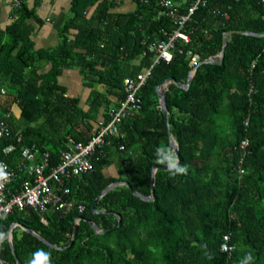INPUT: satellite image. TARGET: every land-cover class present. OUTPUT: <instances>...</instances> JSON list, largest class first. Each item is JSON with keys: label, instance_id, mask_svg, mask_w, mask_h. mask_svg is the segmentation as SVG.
Masks as SVG:
<instances>
[{"label": "trees", "instance_id": "1", "mask_svg": "<svg viewBox=\"0 0 264 264\" xmlns=\"http://www.w3.org/2000/svg\"><path fill=\"white\" fill-rule=\"evenodd\" d=\"M26 1L20 0L10 25L3 28L0 21V115L13 133L0 138V153L8 143L18 146L14 154L2 155L17 172L8 185L13 193L27 178V172L17 169L21 145L48 151L53 166L68 136L91 140L100 108L125 96V77L147 69L155 57L149 45L168 40L176 28L157 0H137V9L128 14L111 13L113 3L102 0L94 16L82 21L86 5L76 0L75 17L61 29L58 45L36 48L28 23L33 10ZM195 1L173 0L183 13ZM70 29L77 32L73 38ZM186 31L191 41L177 40L171 62L155 66L139 93L141 109L120 124L123 134L98 145L91 157L94 169L64 176L68 194L53 183L74 208L64 212L50 205L41 214L14 207L0 217V239L19 223L62 249L16 226L12 244L0 241V264H31L41 251L48 254L46 264H264V0H206ZM227 31L223 62L202 64L189 89L168 85L169 126L157 85L170 77L187 83L192 55L218 54ZM68 68H80L91 88L88 108L59 81ZM16 104L22 108L17 120L10 110ZM170 131L179 144V166L187 172L158 168L152 200L137 196L126 184L117 185L96 204V210L106 211L96 212L97 198L115 182L127 181L137 192L152 194L154 166L167 165L169 154L176 156ZM112 165L117 172L109 175ZM89 220L112 231L99 234ZM227 235L234 247L223 250Z\"/></svg>", "mask_w": 264, "mask_h": 264}, {"label": "built area", "instance_id": "2", "mask_svg": "<svg viewBox=\"0 0 264 264\" xmlns=\"http://www.w3.org/2000/svg\"><path fill=\"white\" fill-rule=\"evenodd\" d=\"M157 2L163 8L162 12L173 19L176 28L167 41L151 44L150 51L157 56L152 61L149 69L144 73L138 74L137 77L125 79L126 98L122 102L119 111L113 113V118L108 125L102 126L99 132L94 134L88 142L77 141L69 136L68 147L62 150L59 163L53 166L50 164L51 155L48 151L42 152L35 145L23 146L19 153L20 160L17 169L21 172H27V178L22 182L20 189L14 193L10 192L8 185L14 181L17 172L15 168L10 167L5 157L2 158V155L9 156L14 154L18 150V146L15 142H11L2 148L0 153V173H3V176H0V217L12 212L14 207H18L21 210L31 207L41 214L47 211L50 205L62 209L64 212H68L74 208L73 202L64 199L62 194L53 188V183L59 185V191L68 194L70 190L64 187V176L80 175L91 172L94 169L91 157L94 155L96 148L105 142V137L108 134L118 132L116 123L122 117L131 113V108H140L141 100L138 95L141 88L146 84L148 78L152 75L153 69L160 60H171V48L174 47L175 42L180 39L186 42L191 40L190 34L186 31V25L191 20L192 14L199 9L201 3L205 4L206 0H196L193 2L189 7L188 13L181 12L179 6L173 0H157ZM19 4L20 0H15V5L18 6ZM200 61L199 55L192 57L191 64L194 69L199 65ZM2 92H5V90L3 89ZM9 115L10 113L5 114V116ZM12 134L9 122L0 115V138H11ZM17 141L22 143L23 136L19 135ZM246 144V141L242 142V145ZM78 207L80 212L85 210L83 204H80ZM43 220L45 221L44 218ZM228 240L229 236H226L222 243L223 250L232 248L227 242Z\"/></svg>", "mask_w": 264, "mask_h": 264}, {"label": "crops", "instance_id": "3", "mask_svg": "<svg viewBox=\"0 0 264 264\" xmlns=\"http://www.w3.org/2000/svg\"><path fill=\"white\" fill-rule=\"evenodd\" d=\"M89 1L91 2V0H80L83 5H86L85 8L82 7L83 5L81 7L86 10H84V18L79 21L91 19L102 0H92V4H90ZM107 1L113 3L109 10L111 13L128 14L134 12L138 7L137 0ZM26 2L28 7L33 10V16L28 19V23L32 26V36L36 43V48L56 47L60 42L61 28L75 17L73 5L76 0H27ZM14 11L13 0H0V21L3 28H6L13 22L15 18V16H13ZM76 34L77 32L75 30L70 29V38H73ZM45 67L47 68L48 66ZM83 77L84 76L78 68H68L61 75V83L67 88V92H69V85L76 88L75 92L68 93L69 96L77 97L79 94L81 95L82 92L83 97H80L82 101L81 103L85 105V102L91 94V90L84 86L85 83ZM75 84H77L79 89ZM99 88L101 90L104 89L102 86ZM116 172L117 170L114 165L107 169V174L109 175H114Z\"/></svg>", "mask_w": 264, "mask_h": 264}, {"label": "water", "instance_id": "4", "mask_svg": "<svg viewBox=\"0 0 264 264\" xmlns=\"http://www.w3.org/2000/svg\"><path fill=\"white\" fill-rule=\"evenodd\" d=\"M236 32L238 33H242V34H249V35H258V33H255V32H252V31H245V30H236ZM231 34V31H227L224 33V37H223V47H222V50L210 57V58H207L204 60V63H211V64H220L221 62H223L224 60V57H225V51H226V47L228 45V41H229V35ZM263 35V34H262ZM193 78H194V75L193 74H190L189 76V80L188 82L185 84V83H182V82H179L176 80V78L174 77H170L166 80H164L163 82L159 83L156 87L157 89V92L159 94V99H160V104H161V109L164 113V116L166 119H168V108H167V101H166V97H165V89L167 87V85L169 84H176L177 86H179L180 88H183V89H189V87L191 86L192 82H193ZM169 124V122H168ZM171 145L174 149V152L176 154V158H177V162H178V165L180 163V159H181V155H180V149H179V146L178 144L176 143V141L174 140L173 136H171ZM158 168H166V169H169L168 167V164L165 165V166H159V165H155L154 166V170H153V178H152V182H153V188H152V194L151 195H144V194H141L139 192H137L134 188L131 187V185L128 183V182H124V181H119V182H115V183H112L110 184L102 193L101 195L97 198L95 204H94V210L96 212H100L99 210H96V204L97 202L99 201V199L104 195L106 194L109 190H111L112 188L116 187L117 185H120V184H127L131 190L139 197L143 198V199H146V200H152L154 199L155 197V189H154V185H155V173H156V170ZM117 216L119 217V225L121 224L122 220L120 219V214H117ZM90 224L93 226V228L100 234L102 233H108L112 230H107V231H102L100 226L95 223L94 221L92 220H89ZM118 226H116L114 229H117ZM16 226H20L22 227L23 229H25L26 231L34 234L35 236H37L38 238H40L42 241L46 242L47 244L51 245L52 247H56V248H59V249H62L61 247L55 245V244H52L51 242H49L47 239H45L44 237H42L40 234L36 233L35 231H33L32 229H29L27 227H25L24 225L22 224H19V223H13L9 229V231L7 232V234L5 236H3L1 240L3 239H8L11 244H12V232H13V229L16 227ZM78 229H79V224L76 223L75 226H74V234H73V240L70 244V246H72V244L74 243V240L78 234ZM13 246V245H12ZM70 246H68L67 248H69ZM19 264V263H18Z\"/></svg>", "mask_w": 264, "mask_h": 264}, {"label": "clouds", "instance_id": "5", "mask_svg": "<svg viewBox=\"0 0 264 264\" xmlns=\"http://www.w3.org/2000/svg\"><path fill=\"white\" fill-rule=\"evenodd\" d=\"M142 1H144V0H142ZM176 4V3H175ZM20 5V4H19ZM18 5V6H19ZM18 6H16L15 5V0H13V8H17ZM183 40V39H182ZM165 41H167V40H165ZM185 41V40H184ZM191 41V40H190ZM190 41H188V42H190ZM162 42V41H161ZM152 43H154V42H152ZM151 43V44H152ZM151 44L149 45V48H150V46H151ZM152 53V52H151ZM171 53H172V58H171V60L173 59V51H172V48H171ZM155 54V53H154ZM194 55H199L200 56V59H201V61H200V63H199V65L198 66H196V68L194 69V67H193V65L191 64V62H192V57L194 56ZM156 54H155V57H154V59L156 58ZM192 57H191V60H190V66H191V71H190V73H189V76H190V74H193L194 76H195V74H196V72H197V70H198V68L202 65V64H204V60L205 59H207V58H203L200 54H198V53H195V54H193L192 55ZM212 57V56H211ZM208 58H210V57H208ZM153 59V60H154ZM152 60V61H153ZM171 60H165V61H167V62H171ZM161 61V60H160ZM152 64V63H151ZM151 66V65H150ZM149 66V67H150ZM149 67L147 68V69H145L144 71H142V72H140V73H144V72H146L148 69H149ZM140 73H138V74H140ZM137 74V75H138ZM137 75L136 76H128V77H137ZM128 77H125V79L126 78H128ZM151 77V76H150ZM149 77V78H150ZM148 78V79H149ZM125 79H124V92H125V96L124 97H122L120 100H119V102L116 104V102L114 101V104L111 106H109V107H105V106H102L101 108H100V113H99V116H98V118H97V120L95 121V125H94V129H93V134H97L98 132H99V130H100V128L102 127V126H106V125H108L110 122H111V120H112V118H113V113H115V112H118L119 111V109L121 108V106H122V102L125 100V98H126V91H125ZM194 79V78H193ZM189 80V79H188ZM148 81V80H147ZM180 82V81H179ZM147 83V82H146ZM161 83V82H160ZM186 84V83H185ZM146 85V84H145ZM144 85V86H145ZM144 86L141 88V90L144 88ZM167 87H168V85H167ZM167 87H166V89H165V92H166V90H167ZM5 90V89H4ZM140 90V91H141ZM140 93V92H139ZM139 96V95H138ZM139 98H140V100H141V97L139 96ZM87 101H88V99H87ZM86 101V102H87ZM86 102H85V106L87 105L86 104ZM141 105H142V101H141ZM141 105H140V108H131V113H129L128 115H126V116H124V117H122V119L119 121V122H117L116 123V126H117V128H118V132L117 133H113V134H108L106 137H109V136H119V135H122L123 134V131H122V128H121V126H120V124L122 123V121H124V119H126L128 116H131V115H136L138 112H139V110L141 109ZM86 108H88V106H86ZM160 108H161V104H160ZM168 108V107H167ZM10 110H13V107L10 109ZM162 110V109H161ZM10 113V112H9ZM109 114V117H108V119L106 118V114ZM164 114V113H163ZM167 120V123L169 122V126H170V121H169V112H168V119H166ZM171 136H173V134H172V132L170 131V140H171ZM69 137V136H68ZM68 137H67V140H68ZM106 137H105V141H106ZM173 138H174V136H173ZM174 140H175V138H174ZM176 141V140H175ZM170 143H171V141H170ZM176 143L178 144V142L176 141ZM22 146V145H21ZM172 146V145H171ZM178 146H179V144H178ZM68 147V145L66 146V148ZM65 148V149H66ZM64 149V150H65ZM180 149V148H179ZM63 150V149H62ZM173 151H174V149H173ZM62 152V151H61ZM175 153V152H174ZM166 159H167V163H168V167H169V169L170 170H173L174 171V173H186L187 172V167L186 166H184V167H181V166H179L178 165V162H177V158H176V156L174 155V154H169L167 157H166ZM154 170V169H153ZM0 176H3V173H0ZM122 182V181H121ZM124 182H127V181H124ZM127 185V184H126ZM99 211H101V212H105L106 210H99ZM79 221H80V218H78V221L76 222V223H78L79 224ZM96 223V222H95ZM93 227V226H92ZM102 230V229H101ZM96 231V230H95ZM97 232V231H96ZM98 233V232H97ZM100 234V233H99ZM227 236H229V240H230V235H227ZM233 246V245H232ZM231 246V247H232ZM60 247V246H59ZM234 247V246H233ZM36 255V257H37V259L36 260H34V261H32L31 262V264H41V262H43V264H46V262H47V260H48V254L47 253H44V252H38V253H36L35 254Z\"/></svg>", "mask_w": 264, "mask_h": 264}, {"label": "rangeland", "instance_id": "6", "mask_svg": "<svg viewBox=\"0 0 264 264\" xmlns=\"http://www.w3.org/2000/svg\"><path fill=\"white\" fill-rule=\"evenodd\" d=\"M62 29V28H61ZM68 36L70 37V35L68 34ZM79 71H80V68H79ZM71 77V76H70ZM59 81L61 82V76H60V79H59ZM76 85V87L78 88V86H77V84H75ZM84 86H85V84H84ZM87 87V86H86ZM101 87V86H100ZM68 89H69V92L68 93H72V92H75L76 90V88L75 87H72V86H68ZM79 89V88H78ZM100 89V88H99ZM85 90V89H84ZM90 90H91V88H90ZM101 90V89H100ZM82 95V96H81ZM81 95L79 94V96H77V97H83V93L81 92ZM108 98H112L111 96H109ZM114 98H113V102L112 103H114ZM13 113H14V115L16 116V120L18 119V118H20L21 117V114H22V108H20V106L19 105H14L13 106ZM36 134H38V133H36ZM25 144H23L22 145V147L24 146ZM48 145V144H47Z\"/></svg>", "mask_w": 264, "mask_h": 264}]
</instances>
